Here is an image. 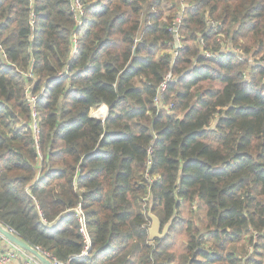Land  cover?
Returning a JSON list of instances; mask_svg holds the SVG:
<instances>
[{
    "label": "trees",
    "instance_id": "16d2710c",
    "mask_svg": "<svg viewBox=\"0 0 264 264\" xmlns=\"http://www.w3.org/2000/svg\"><path fill=\"white\" fill-rule=\"evenodd\" d=\"M83 3L0 0V223L69 264H264V0Z\"/></svg>",
    "mask_w": 264,
    "mask_h": 264
},
{
    "label": "rangeland",
    "instance_id": "374dc122",
    "mask_svg": "<svg viewBox=\"0 0 264 264\" xmlns=\"http://www.w3.org/2000/svg\"><path fill=\"white\" fill-rule=\"evenodd\" d=\"M170 3L174 2V0H168ZM182 5H184V7H186L187 3H182ZM184 9V8H183ZM182 9V10H183ZM183 12H181L180 15L183 16L182 14ZM175 14V12H174ZM182 17H178L175 19V23H177L178 19ZM244 45H247L248 48H251L252 51H250V53L247 54V57L249 59V63L255 65V64H262V54H255L253 52H255L256 48L255 47H252L250 45V42L248 40V38H243L242 39ZM190 43L192 44V42L190 41ZM198 43H195V45H197ZM99 109V108H98ZM98 114V113H97ZM100 114V112H99ZM108 114V113H107ZM106 114V116H107ZM105 116V117H106ZM95 117V116H94ZM98 118V117H97ZM182 215L185 216L186 218V224H200L202 219L203 218V210H197V208L194 209V211H192V208L190 207L189 204H185L183 205L182 207ZM152 227V221L150 223V228ZM165 228V226L162 224V230ZM173 229V232H171V230ZM171 233V235H170ZM170 235L169 237V241L171 243H173V248H172V251L174 250L177 258L181 257L184 253H185V250H186V242H187V239H188V236L186 234V231H185V227H181V226H176L174 227V225L170 226L169 230H168V233L166 234V237L161 239V240H165L168 236ZM159 239V238H157ZM154 241V240H152ZM248 238L245 239L243 242H239L236 244V247H237V250L238 252H245V247L248 246ZM262 253L264 254V250L262 251ZM246 254V253H245ZM247 256H249V253L247 254ZM264 258V256H262V259ZM177 264H179V260H177ZM252 264V263H251Z\"/></svg>",
    "mask_w": 264,
    "mask_h": 264
},
{
    "label": "built area",
    "instance_id": "2783aa9c",
    "mask_svg": "<svg viewBox=\"0 0 264 264\" xmlns=\"http://www.w3.org/2000/svg\"><path fill=\"white\" fill-rule=\"evenodd\" d=\"M72 10L75 13V17L78 20L79 25L80 26H83L84 19L82 20V18H84L85 15H86V10H85V7H84L83 0H72ZM180 22H181V18L178 19L177 23L179 24ZM32 23L35 24V20H33ZM177 29H178V26L175 27V30H177ZM73 40H74V43H75L74 49H77L78 48V37L75 36ZM0 49H2L1 43H0ZM30 76H32V73H30ZM170 77H171V74H169L167 76V79H169ZM60 78H62V77H60ZM167 79H166V81H167ZM165 89H166V82H163L161 84L160 88H159V94H163V92L165 91ZM31 100L34 103L36 102V98L35 97H31ZM157 101H159V100H157ZM33 120H34L33 121V129L36 132V136L38 138V135H39V120H38L36 111L33 112ZM76 210H77V212L79 214V221H80V224H81L80 231L83 234L84 241H85V244H86L85 249L83 251V254L86 255L91 250L92 239H91V235H90V233L88 231L87 218H86V216H85V214H84V212L82 210L81 205H78V207L76 208ZM10 229H11L12 232H14V233L17 234V232L13 228H10ZM0 236H3V235L0 234ZM18 248H20V247L18 246ZM35 248L37 250H39L40 252H42L54 264H69V263H65V262H62V261L57 260L49 252L43 251L39 247H35ZM16 255H17L16 252H10L8 254L0 253V264H7Z\"/></svg>",
    "mask_w": 264,
    "mask_h": 264
},
{
    "label": "water",
    "instance_id": "95a60500",
    "mask_svg": "<svg viewBox=\"0 0 264 264\" xmlns=\"http://www.w3.org/2000/svg\"><path fill=\"white\" fill-rule=\"evenodd\" d=\"M176 47L180 46V41L178 36L175 35ZM149 216L152 220V227L149 230V238L150 240H155L157 238L163 239L166 237L168 230L172 224L170 221L165 225V228L162 230V222L160 219L154 215L151 211ZM0 234L3 235L7 240L19 246L20 248L32 253L36 259L40 260L43 264H54L49 258H47L42 252L37 250L34 246L23 240L18 234L11 231V229L7 226H4L0 223Z\"/></svg>",
    "mask_w": 264,
    "mask_h": 264
},
{
    "label": "crops",
    "instance_id": "0c3cea01",
    "mask_svg": "<svg viewBox=\"0 0 264 264\" xmlns=\"http://www.w3.org/2000/svg\"><path fill=\"white\" fill-rule=\"evenodd\" d=\"M99 112H100V114H99ZM91 113L95 117H98L100 119H105L107 117L106 114L108 113V106L102 105L99 107H94V108H92ZM202 215H203V218H201L202 219L201 222H203L205 220V211L204 210H203ZM172 226H173V222H172ZM10 252H16L17 255L7 264H43L40 260L36 259L32 253H30V252H28L22 248H18L17 245L10 242L5 237L0 236V253L8 254Z\"/></svg>",
    "mask_w": 264,
    "mask_h": 264
}]
</instances>
